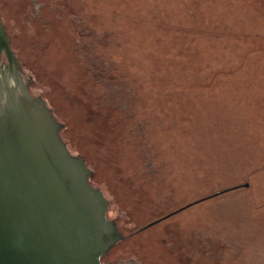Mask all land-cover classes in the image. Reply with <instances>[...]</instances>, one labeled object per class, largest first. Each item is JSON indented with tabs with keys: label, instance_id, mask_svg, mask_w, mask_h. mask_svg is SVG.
<instances>
[{
	"label": "rangeland",
	"instance_id": "rangeland-1",
	"mask_svg": "<svg viewBox=\"0 0 264 264\" xmlns=\"http://www.w3.org/2000/svg\"><path fill=\"white\" fill-rule=\"evenodd\" d=\"M0 1L130 223L118 264H264V0Z\"/></svg>",
	"mask_w": 264,
	"mask_h": 264
},
{
	"label": "water",
	"instance_id": "water-1",
	"mask_svg": "<svg viewBox=\"0 0 264 264\" xmlns=\"http://www.w3.org/2000/svg\"><path fill=\"white\" fill-rule=\"evenodd\" d=\"M6 33L0 22V264H118L130 223Z\"/></svg>",
	"mask_w": 264,
	"mask_h": 264
},
{
	"label": "flooded vegetation",
	"instance_id": "flooded-vegetation-1",
	"mask_svg": "<svg viewBox=\"0 0 264 264\" xmlns=\"http://www.w3.org/2000/svg\"><path fill=\"white\" fill-rule=\"evenodd\" d=\"M0 3H1V1H0ZM3 16V9H2V4H0V22L2 23V25H3V28H4V31H5V33H6V29H5V22H4V18L2 17ZM6 36H7V38H8V40H9V43H10V39H9V36H8V34L6 33ZM10 48H11V44H10ZM12 49V48H11ZM13 53V55H14V58L16 59V57H15V54H14V52H12ZM7 55H6V53L4 52V50L3 49H1L0 50V72L3 70V69H7L8 68V57H6ZM16 64H17V71L20 73V75H21V71H20V66H19V63H18V61H17V59H16ZM22 76V75H21ZM23 78V77H22Z\"/></svg>",
	"mask_w": 264,
	"mask_h": 264
},
{
	"label": "trees",
	"instance_id": "trees-1",
	"mask_svg": "<svg viewBox=\"0 0 264 264\" xmlns=\"http://www.w3.org/2000/svg\"><path fill=\"white\" fill-rule=\"evenodd\" d=\"M177 211H178V210H177ZM164 217H166V216H164ZM164 217H162V219H163ZM160 220H161V219H160ZM160 220L156 219V221H155L154 223H157V222L160 221ZM152 222H153V221H151L150 223H147L145 226L140 227V229H144V228H146V227H148V226L154 224V223H152ZM121 238H122V236H121ZM102 257H103V256H102ZM101 260H102V258H101Z\"/></svg>",
	"mask_w": 264,
	"mask_h": 264
}]
</instances>
